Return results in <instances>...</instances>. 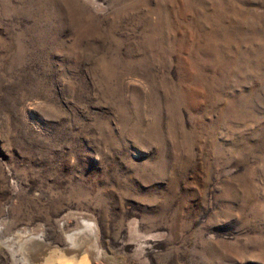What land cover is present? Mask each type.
<instances>
[{
  "label": "rangeland",
  "instance_id": "rangeland-1",
  "mask_svg": "<svg viewBox=\"0 0 264 264\" xmlns=\"http://www.w3.org/2000/svg\"><path fill=\"white\" fill-rule=\"evenodd\" d=\"M83 262L264 264V0H0V264Z\"/></svg>",
  "mask_w": 264,
  "mask_h": 264
},
{
  "label": "bare ground",
  "instance_id": "bare-ground-1",
  "mask_svg": "<svg viewBox=\"0 0 264 264\" xmlns=\"http://www.w3.org/2000/svg\"><path fill=\"white\" fill-rule=\"evenodd\" d=\"M89 227H90V231L93 233V228H92V226H90L89 225ZM82 233H87V231L85 230V229H82ZM79 235H81V233H79L78 231H74L73 233H70L67 237H68V241L72 244L71 246L72 247H70V248H72V249H76V251H78V250H80L81 248H83L82 246H80V240H78V239H80V237H79ZM93 235H95L94 233H93ZM39 240H41V239H38V241ZM71 251V250H70ZM73 252H75V250L73 251ZM84 252V251H83ZM77 254H78V252H76ZM79 254L82 256V254L79 252ZM74 255V254H73ZM79 255V256H80ZM52 256V255H51ZM71 256V255H70ZM69 256V257H70ZM80 256V257H81ZM84 256V255H83ZM49 257V256H48ZM81 259V258H80ZM69 261V260H68ZM81 261V260H80ZM62 263V262H61ZM63 263H65V262H63ZM78 263H79V261H78ZM52 264V263H51ZM60 264V263H59ZM83 264H86L85 262H83Z\"/></svg>",
  "mask_w": 264,
  "mask_h": 264
}]
</instances>
